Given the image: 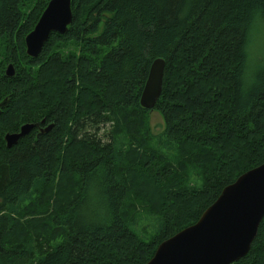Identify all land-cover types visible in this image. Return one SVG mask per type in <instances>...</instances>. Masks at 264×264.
<instances>
[{
  "label": "trees",
  "instance_id": "1",
  "mask_svg": "<svg viewBox=\"0 0 264 264\" xmlns=\"http://www.w3.org/2000/svg\"><path fill=\"white\" fill-rule=\"evenodd\" d=\"M48 1L0 0V264H145L264 161V66L247 72L264 0H71L67 31L30 57L24 38ZM157 57L159 135L139 104ZM105 113L110 142L76 138ZM233 264H264V218Z\"/></svg>",
  "mask_w": 264,
  "mask_h": 264
},
{
  "label": "water",
  "instance_id": "2",
  "mask_svg": "<svg viewBox=\"0 0 264 264\" xmlns=\"http://www.w3.org/2000/svg\"><path fill=\"white\" fill-rule=\"evenodd\" d=\"M72 21L71 0H49L38 21L25 38V52L36 57L52 32L63 34ZM165 61L155 58L139 96V104L154 113L162 92ZM14 66L5 68L7 76L14 75ZM9 99L0 101V108ZM1 110V109H0ZM34 123H24L18 132L6 133L8 147L27 134ZM50 123L40 129L48 132ZM264 218V161L241 173L224 186L198 220L161 241L145 264H233L245 257Z\"/></svg>",
  "mask_w": 264,
  "mask_h": 264
},
{
  "label": "rangeland",
  "instance_id": "3",
  "mask_svg": "<svg viewBox=\"0 0 264 264\" xmlns=\"http://www.w3.org/2000/svg\"><path fill=\"white\" fill-rule=\"evenodd\" d=\"M29 1H31V0H28V2ZM256 27H257V31H256L255 40L252 42V44L249 45V61L247 64V72L248 73H250L249 71H253L255 69L259 70L264 66V62L260 61V60H262L261 58H264V23L260 22L259 30H258V24L256 25ZM101 86H102V84H101ZM81 111L82 110H80V112ZM112 115H114V117L116 116L115 114H112ZM81 116H83V115H81V114L78 115V118L80 119ZM102 116H108L107 119L110 118L108 113L102 114ZM149 117H150L149 122H150V127H151L152 132L155 135H159L163 130V120L161 118V115H159L157 112H154L151 115H149ZM65 121H66V116H64L62 123H60L61 127L58 128L56 130V132H58L59 129H60L59 131H63L64 127L66 126ZM111 122H112V120L109 119V120H105L104 123H99L97 125H95V123H86L85 126L82 128L83 132L80 131V132L76 133V134H78V135H76L77 136L76 138L78 140L83 139V137H84L83 135H85L84 133L87 132L92 137L99 140L103 144H105L106 142H110V129L112 126ZM68 124L70 125V123H68ZM75 146L76 145L73 143V145L70 149V152L74 153L73 154L74 158H77L79 155L82 157L85 154V152H84L85 149L82 148L84 146L80 145L81 149L78 146L76 148V150H75ZM91 153L92 152H90V154ZM79 160H81V159H79ZM79 160H77V161H79ZM70 177L72 180L73 176L70 175L64 180L63 185H62V194L64 196H66V195L70 196L71 192H72V182L70 181ZM34 196H36L35 193H34ZM60 198H62V195H60ZM144 219H146V220H143V223L141 222L140 225L137 227H140V226L145 225V224H146L145 225V227H146L148 225V223L151 224L152 226L151 225L148 226L147 232H146L147 235H149V237H150V235L154 232V230H153L154 220L147 219V217ZM147 220H148V222H147ZM136 231L139 232L138 230H136Z\"/></svg>",
  "mask_w": 264,
  "mask_h": 264
},
{
  "label": "bare ground",
  "instance_id": "4",
  "mask_svg": "<svg viewBox=\"0 0 264 264\" xmlns=\"http://www.w3.org/2000/svg\"><path fill=\"white\" fill-rule=\"evenodd\" d=\"M18 131H19V130H18ZM18 131H17V132H18ZM4 139H5V138H4ZM5 142H6V141H5ZM7 147H8V146H7ZM10 147H11V146H10Z\"/></svg>",
  "mask_w": 264,
  "mask_h": 264
}]
</instances>
